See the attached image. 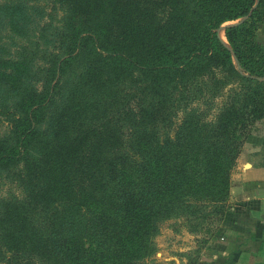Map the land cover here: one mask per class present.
I'll list each match as a JSON object with an SVG mask.
<instances>
[{
    "label": "trees",
    "instance_id": "trees-1",
    "mask_svg": "<svg viewBox=\"0 0 264 264\" xmlns=\"http://www.w3.org/2000/svg\"><path fill=\"white\" fill-rule=\"evenodd\" d=\"M263 21L264 0H0V264H166L170 218L211 237L264 115Z\"/></svg>",
    "mask_w": 264,
    "mask_h": 264
},
{
    "label": "crops",
    "instance_id": "crops-1",
    "mask_svg": "<svg viewBox=\"0 0 264 264\" xmlns=\"http://www.w3.org/2000/svg\"><path fill=\"white\" fill-rule=\"evenodd\" d=\"M256 38L264 46V21ZM228 204L216 232L180 264H264V116L243 142L231 172ZM195 246L193 238L183 249Z\"/></svg>",
    "mask_w": 264,
    "mask_h": 264
},
{
    "label": "rangeland",
    "instance_id": "rangeland-1",
    "mask_svg": "<svg viewBox=\"0 0 264 264\" xmlns=\"http://www.w3.org/2000/svg\"><path fill=\"white\" fill-rule=\"evenodd\" d=\"M218 31L220 36L223 37L222 27H220ZM4 129H6L5 122L0 124V132ZM8 192H19V188L15 185L14 182H11L9 179L4 177V179L0 183V197L7 194ZM193 238H195L196 240V246L192 249L184 250V246L190 239ZM198 238L199 235L190 233L185 229V227H183L182 219L170 218L163 220L160 223L158 232L154 235L153 238L156 247L154 253L152 254V257H155L157 260L163 261L166 264H180V262L183 263V258H185V262H187L188 260H190L189 258L191 256L193 257L195 255V249L198 248L201 244V241H199Z\"/></svg>",
    "mask_w": 264,
    "mask_h": 264
},
{
    "label": "water",
    "instance_id": "water-1",
    "mask_svg": "<svg viewBox=\"0 0 264 264\" xmlns=\"http://www.w3.org/2000/svg\"><path fill=\"white\" fill-rule=\"evenodd\" d=\"M223 39H224V35H223V37H222Z\"/></svg>",
    "mask_w": 264,
    "mask_h": 264
}]
</instances>
